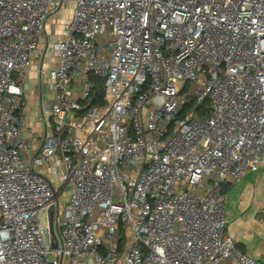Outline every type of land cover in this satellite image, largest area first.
<instances>
[{"label": "built area", "instance_id": "built-area-1", "mask_svg": "<svg viewBox=\"0 0 264 264\" xmlns=\"http://www.w3.org/2000/svg\"><path fill=\"white\" fill-rule=\"evenodd\" d=\"M262 169L264 0H0V264H261L224 189Z\"/></svg>", "mask_w": 264, "mask_h": 264}, {"label": "rangeland", "instance_id": "rangeland-1", "mask_svg": "<svg viewBox=\"0 0 264 264\" xmlns=\"http://www.w3.org/2000/svg\"><path fill=\"white\" fill-rule=\"evenodd\" d=\"M72 8L64 7L47 24V32L59 36L62 26L68 21ZM55 26V27H53ZM32 74V75H31ZM29 76L30 86H35L38 77L35 68ZM32 90V88H31ZM48 101V95L44 96ZM27 117L41 122L42 113L37 112L34 100H30ZM30 108V109H29ZM228 202L225 210L227 234L235 235V243L252 258L264 264V170L249 173L227 191Z\"/></svg>", "mask_w": 264, "mask_h": 264}, {"label": "crops", "instance_id": "crops-1", "mask_svg": "<svg viewBox=\"0 0 264 264\" xmlns=\"http://www.w3.org/2000/svg\"><path fill=\"white\" fill-rule=\"evenodd\" d=\"M35 74H36V76L38 77V75H37V73L35 72ZM32 75V74H31ZM31 88H32V90H31ZM26 90H27V94H28V97H27V103H26V106H27V108H26V112H27V109H28V107H29V102H30V100H34V106H36V108H37V112H40V103H41V101H42V97H43V92H42V90H41V88L39 87V84H38V81L36 82V84H35V86H30V84H29V81H28V84H27V87H26ZM30 109V108H29ZM26 114V113H25ZM33 119V116H32V118L31 119H29L28 117H27V114H26V120H27V123L29 124V126H34V124H36L37 123V121L34 119V120H32ZM37 126L38 127H41V125H39V124H37ZM264 170V169H263ZM233 185H230V186H228V187H226V189H227V191H229L230 189H231V187H232ZM245 254H247L248 256H250L248 253H245ZM251 257V256H250Z\"/></svg>", "mask_w": 264, "mask_h": 264}, {"label": "trees", "instance_id": "trees-1", "mask_svg": "<svg viewBox=\"0 0 264 264\" xmlns=\"http://www.w3.org/2000/svg\"><path fill=\"white\" fill-rule=\"evenodd\" d=\"M93 92L90 96L89 102L91 106H102L104 105V85L103 81L93 78ZM224 192L227 193V189H224ZM241 245L237 244V248L242 252L245 253Z\"/></svg>", "mask_w": 264, "mask_h": 264}, {"label": "water", "instance_id": "water-1", "mask_svg": "<svg viewBox=\"0 0 264 264\" xmlns=\"http://www.w3.org/2000/svg\"><path fill=\"white\" fill-rule=\"evenodd\" d=\"M51 232H52V235H54V232L52 230V226H51ZM56 247H57V245H54V248H56Z\"/></svg>", "mask_w": 264, "mask_h": 264}]
</instances>
